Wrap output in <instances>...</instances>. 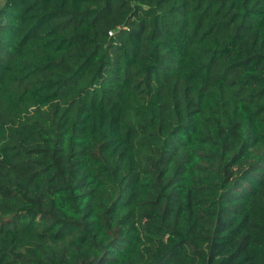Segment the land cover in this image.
I'll return each mask as SVG.
<instances>
[{
	"label": "trees",
	"instance_id": "trees-1",
	"mask_svg": "<svg viewBox=\"0 0 264 264\" xmlns=\"http://www.w3.org/2000/svg\"><path fill=\"white\" fill-rule=\"evenodd\" d=\"M0 264H264V0H0Z\"/></svg>",
	"mask_w": 264,
	"mask_h": 264
}]
</instances>
